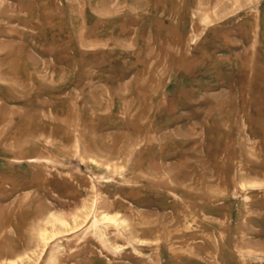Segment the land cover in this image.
<instances>
[{"label":"rangeland","instance_id":"1","mask_svg":"<svg viewBox=\"0 0 264 264\" xmlns=\"http://www.w3.org/2000/svg\"><path fill=\"white\" fill-rule=\"evenodd\" d=\"M0 264H264V0H0Z\"/></svg>","mask_w":264,"mask_h":264}]
</instances>
